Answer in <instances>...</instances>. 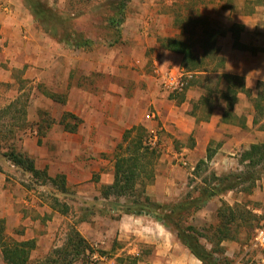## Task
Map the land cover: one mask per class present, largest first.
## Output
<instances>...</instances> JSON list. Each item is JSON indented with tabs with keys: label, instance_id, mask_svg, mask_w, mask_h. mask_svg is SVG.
Returning a JSON list of instances; mask_svg holds the SVG:
<instances>
[{
	"label": "rangeland",
	"instance_id": "374dc122",
	"mask_svg": "<svg viewBox=\"0 0 264 264\" xmlns=\"http://www.w3.org/2000/svg\"><path fill=\"white\" fill-rule=\"evenodd\" d=\"M42 1L46 10L52 13L58 11L65 17L74 19L73 23L78 31L96 40L97 47L94 52L86 54L80 51V57L98 52L101 57L105 58L110 68L107 73H96L91 80L85 78V81H99L100 84L103 80L111 81L121 86L123 93L130 98L135 97L141 100L144 96L150 100L151 91H155L158 102L155 106L144 102L145 106L142 110V116L152 112L155 114L154 123L147 122L144 118L141 123L147 131L145 142L150 144L151 136L154 135L155 145L150 144V146L157 148L155 152L148 151L141 159L140 164L144 171L140 174L139 181L146 184L145 195L160 204L171 207L186 199L189 194H195L196 192L191 193L193 190L207 186V183L203 184L205 179L211 183V173L216 174L211 161H207L206 156L205 159L199 158V153L193 156L188 151L196 144L194 135L197 136L198 128H195V132L190 136L178 134V127L181 129L186 127L183 119L189 118L191 103L199 96L205 95V91L199 84H196L186 91V100L179 103L178 93L181 90L170 93L162 88L155 72L165 73L152 66V59L161 58V51H163L159 47L157 38L197 41V34L203 27L201 21L209 25L211 29L224 31V36L228 33H239L238 31H243V28L245 30L248 27L250 30H246L247 33L253 32L264 36V0H254L255 2L250 4L241 0H130L124 10L125 16L120 26L119 37L116 36L114 29L108 28L105 22V19L114 17V7L111 3L115 0ZM245 21L249 22L245 23ZM151 22H153L152 26ZM241 22H244L243 26L239 25ZM34 23L38 31L45 33L36 21ZM46 35L57 42L50 35ZM224 36L218 37L217 41ZM149 38L156 41L160 52L155 53V48L151 49V47L149 48L150 53L148 50L139 49L141 45H147ZM114 39H118L119 42L110 46ZM217 47L220 50L218 45ZM136 61L139 63L137 64ZM19 76L17 75L18 79ZM183 82L185 86L186 80ZM18 85L25 92L19 97V101L14 100L15 104L12 108L7 107L10 105V99L16 96L14 89L0 86V201L11 207L10 212H5L0 206V219L5 221V242L11 245L34 241V247L29 253L30 259H37L46 256L52 249L60 247L70 231L74 230L93 249L103 253L102 257L94 256L91 260L77 259L74 264H86L87 260L91 261L88 264H116L118 257L125 259L122 264H130L129 259L126 258L129 256L138 259L136 264H159L157 259L155 260L156 244L144 242L143 230L138 227L140 221L134 218L124 220L126 225L134 223L137 228L123 227L121 229L126 234L121 235L117 221L110 220V215H115L110 209L115 203L104 200L100 195L103 184L100 175L95 170V165L90 160L99 156L100 159L112 165L116 159V151L101 152L96 155L87 151L80 152L79 158L84 162L81 177L75 176L73 167H71V156L65 152L58 154L60 159L66 158V162L69 163L64 166V171L62 170L67 177L65 193L57 192L48 183L42 184L41 181L33 180L27 173L13 167L6 160L3 156L6 147L14 144L16 149H19L25 138L22 131H31L39 125L44 128L45 120L48 118L42 115V118H37L38 122L23 119L25 116L22 115V106L23 104L29 106L23 97L37 96V91H33V87H28L19 80ZM248 104L251 105L241 94L238 108L245 109ZM44 109L41 111H46L48 114L57 112L53 106ZM24 110L27 115V108L25 107ZM14 111L19 112L14 114ZM38 111H33L35 116ZM158 111L160 115L157 114ZM49 117L52 119L51 115ZM165 117L169 118L165 120ZM52 123L55 124L56 120L54 119ZM149 131H153L154 134ZM38 136L35 135L36 138ZM216 147L215 143H210L208 152L213 153ZM201 161H204L203 164ZM184 163H189V165ZM191 167L194 169L191 170ZM238 169L241 170L237 167L223 174L239 171ZM247 200H249L248 196L238 192H229L221 197L213 198L202 210L187 216L181 228L192 227L195 233L202 235L199 236L200 243L210 250L209 238L220 225L216 213L221 207L220 201L233 205L235 202ZM250 201L248 209L255 215L249 223L251 226H241L236 229V225L240 223L237 220L228 227L232 235L237 230L235 233L237 239L227 242H235L240 246L234 261L238 260L242 249L249 245L254 230L264 219V202ZM142 219L149 229L155 227L160 237L166 235L169 239L178 242L173 229L170 230L171 235H169L158 225H153L150 217H142ZM152 241L160 240L152 239ZM0 264H5L1 253ZM245 264L259 263L251 261Z\"/></svg>",
	"mask_w": 264,
	"mask_h": 264
},
{
	"label": "crops",
	"instance_id": "0c3cea01",
	"mask_svg": "<svg viewBox=\"0 0 264 264\" xmlns=\"http://www.w3.org/2000/svg\"><path fill=\"white\" fill-rule=\"evenodd\" d=\"M1 1L8 7V11H0V86L10 87L16 94L10 99L9 104L15 103L14 100H20L19 97L25 92L19 87V80L22 84L33 87V91H37V96L23 97L29 105L23 104V107L27 108V115L25 114L23 119L38 122L39 111L43 108L46 110L48 106H53L57 111L55 114H49L52 116V122L55 119L56 123H51L40 144L39 137H35L38 135L37 127L31 131H22L25 138L21 147L35 160L37 169H46L51 178L57 174H64V166L69 163L66 162V158L60 159L58 154L65 152L71 156V167L75 176L81 177L84 162L79 158L80 152L87 151L95 155L101 152H115L125 131L134 126L144 127L141 123L143 118L154 123L153 112L142 116L144 102L154 106L158 102L154 90L151 91L150 100L145 96L141 100L130 98L123 93L121 86L111 81L103 80L101 84L99 81H85V78L91 80L96 73L108 72L110 67L106 64L105 58L98 52L80 57V50L65 49L63 44L49 39L45 33L38 31L22 0ZM241 24L243 26L244 22L239 25ZM246 30L250 28L245 30L243 28V31H238L239 33H228L217 41V45L220 47L219 56L224 59L223 72L242 77L245 88L255 96L257 82H264V36L253 32L247 33ZM147 41V45H141L140 50H148L150 53L151 49L155 48V53L160 52L154 39L149 38ZM161 53V58L152 59L153 68L157 67L162 73L182 72L180 55L165 50ZM17 75H20L19 79ZM51 95H65L66 100L64 104H60L53 101ZM194 102L196 101L191 103L189 111ZM238 104L235 105L233 112L237 117L245 118V128L236 123L221 122L223 111L220 108L213 109L208 121L199 123H196L195 118L188 113L189 118L183 119L186 127L181 129L177 126L178 134L183 136H190L195 132V128H198L197 136L194 135L196 144L188 149L193 156L199 153V158L205 159L209 144H216L210 161L218 176L237 167L241 169L239 164L241 153L249 150L252 145H264V130H259L258 126L252 124L254 116L252 105L248 104L245 109H240ZM35 110H39L37 117L33 113ZM67 113L81 121L74 133L67 132L61 124L63 115ZM157 114L160 115V112ZM168 118L165 117V120ZM67 121L72 122L70 119ZM90 161L95 165L103 186L111 185L115 161L111 165L99 156ZM193 169L191 167V170ZM248 199L264 202V175L256 182V187ZM0 206L5 212L11 211V207L6 203L0 201ZM128 218L134 216L123 215L117 221V227L123 236L126 233L122 231L120 222ZM144 242L156 244L155 260L157 259L159 264H201L187 248L166 235H163L160 241L144 239ZM221 246L225 248V255L235 260V254L240 250V246L227 241L222 242ZM256 261L262 264L259 259Z\"/></svg>",
	"mask_w": 264,
	"mask_h": 264
},
{
	"label": "trees",
	"instance_id": "16d2710c",
	"mask_svg": "<svg viewBox=\"0 0 264 264\" xmlns=\"http://www.w3.org/2000/svg\"><path fill=\"white\" fill-rule=\"evenodd\" d=\"M38 26L58 43L65 45L69 49L80 50L82 52H93L97 44L96 40L87 37L78 31L74 26V19L65 17L61 12L52 13L46 10L42 0H22ZM130 0H115L114 17L105 19L108 28L114 29L116 36H120V26L124 21V10ZM255 1H246V4ZM201 30L197 34V41L178 38H157L159 47L162 50L180 55L182 57L181 69L186 80V85L178 93V102L185 100L186 91L199 84L205 91L192 104L189 115L195 118V122L208 121L213 109L220 108L223 111L221 122L236 123L241 128H245V118L237 117L233 109L239 102L238 95L242 94L251 103L254 116L252 124L258 126L259 130H264V82H257L256 95L245 88L244 79L239 76L229 75L223 72L224 59L219 56L217 47L218 37L224 36V31L211 29L209 25L201 21ZM118 39L111 41L118 43ZM53 101L64 104L65 95H51ZM15 103L7 108L14 107ZM24 106V105H23ZM22 106V107H23ZM19 112V111H18ZM14 111V114H18ZM200 113V115H198ZM23 107L22 115L25 116ZM47 116L44 128L37 126L38 144L46 134V130L52 123V119L46 111H39V117ZM17 120V118L14 117ZM70 119L72 122H68ZM42 123V122H41ZM61 124L67 132L77 131L81 121L72 114H65ZM147 131L142 126H134L125 131L120 144L116 148V159L114 162L113 182L109 186L101 187V197L106 201L114 202L111 206L113 215L110 220L119 221L123 215L136 216L147 213L143 217H154L161 221L169 230L176 232L178 242L183 245L190 254L201 264H235V261L225 255V248L221 246L224 241H236L237 230L231 234L229 225L239 220L236 229L249 225L251 218L255 215L248 209L250 200L245 202H235L229 205L225 201L221 202V207L217 209V218L220 225L209 238L211 249L208 250L199 241V236L193 228H181V224L187 216L202 210L213 198L221 197L229 192H238L249 196L256 187V182L264 175V145H252L249 150L241 153L239 164L241 170L223 175L211 173V183L206 179L203 182L205 187L193 190L195 194H189L186 199L178 204L163 205L145 195L146 184L139 181V176L143 173L141 159L148 151L155 152L149 143L145 142ZM149 137V136H148ZM148 144V145H147ZM6 160L17 169L27 173L33 180L41 181L42 184H50L57 192L65 193L66 175L57 174L51 178L47 170H39L35 160L20 147L16 149L14 144H9L3 154ZM212 153L207 151L206 160L210 161ZM204 161H201L203 164ZM138 186V188H137ZM122 202V203H120ZM109 214V213H108ZM113 216V217H112ZM243 224V225H242ZM251 226V225H249ZM5 221L0 219V253L5 264H74L77 259L86 258L91 260L94 256L102 257L103 253L91 247V245L76 231L71 230L65 242L57 248L51 250L46 256L37 259H30V250L34 247V241L13 243L9 245L4 240ZM247 246V245H246ZM130 264H136V257H126ZM85 261L86 264L91 261ZM125 259L118 257L116 264H122ZM92 263H94L92 261Z\"/></svg>",
	"mask_w": 264,
	"mask_h": 264
},
{
	"label": "built area",
	"instance_id": "2783aa9c",
	"mask_svg": "<svg viewBox=\"0 0 264 264\" xmlns=\"http://www.w3.org/2000/svg\"><path fill=\"white\" fill-rule=\"evenodd\" d=\"M0 11H8V7L1 0ZM155 73L158 75V80L166 92L174 93L182 90L184 87V75L182 72H169L160 74L158 71H156ZM150 133L154 134L153 131ZM151 138L150 144L155 145L154 135L151 136ZM184 164L187 165V163ZM258 259L260 263L264 264V219L254 230L251 242L242 249L241 255L238 260L235 261V264H245V262L256 261Z\"/></svg>",
	"mask_w": 264,
	"mask_h": 264
},
{
	"label": "clouds",
	"instance_id": "9594fccd",
	"mask_svg": "<svg viewBox=\"0 0 264 264\" xmlns=\"http://www.w3.org/2000/svg\"><path fill=\"white\" fill-rule=\"evenodd\" d=\"M145 215H148L147 213H142L140 215H136L134 216V220L136 221H140V224H139V229H142V236L143 238L145 239H157V240H162V237L159 236L158 232L156 231V228L153 227L151 229L148 228L147 225H145L143 223V219L142 217L145 216ZM151 221H152V224L153 225H159V228L161 230H163L164 232H168L169 235H171V232L170 230L159 220L155 219L154 217H151ZM121 227H128L129 229H136L137 228V225H135L134 223H130V224H125V222L123 220H121Z\"/></svg>",
	"mask_w": 264,
	"mask_h": 264
}]
</instances>
